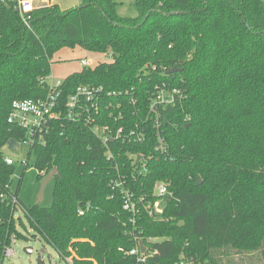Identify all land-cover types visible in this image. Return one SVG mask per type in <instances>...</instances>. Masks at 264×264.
<instances>
[{"label":"trees","instance_id":"trees-1","mask_svg":"<svg viewBox=\"0 0 264 264\" xmlns=\"http://www.w3.org/2000/svg\"><path fill=\"white\" fill-rule=\"evenodd\" d=\"M80 1L37 8L29 27L0 3V196L18 198L4 151L27 139L7 122L12 101L43 97L54 55L79 48L109 60L63 79L62 99L100 90L28 144L38 174L58 173L49 207L18 198L31 236L73 264H142L128 254L138 241L145 264H264V0H133L136 17ZM18 220L0 198V261L11 234L25 238Z\"/></svg>","mask_w":264,"mask_h":264},{"label":"built area","instance_id":"built-area-1","mask_svg":"<svg viewBox=\"0 0 264 264\" xmlns=\"http://www.w3.org/2000/svg\"><path fill=\"white\" fill-rule=\"evenodd\" d=\"M12 3L14 9L19 14L22 22L26 27H29L30 21L32 20L33 12L38 8L35 6L33 0H0V3ZM90 60L83 58L80 59V65L82 67H88ZM40 83L47 88V92L43 97L35 99H16L11 103L10 111L7 116V122L9 124L17 125L27 133V139L23 143H33L34 139H37L38 143L44 144L43 134L47 132V125L49 122L65 116L68 120H75L78 117L79 110H81L82 101H90L97 96L99 89L91 86H78L74 92L68 95L65 99H62V85L63 79L56 78L52 74L45 75L40 78ZM156 99L160 102H171V98L166 96L165 93L159 92ZM96 108V107H95ZM92 131L102 137L103 141H106L103 135L106 131V127L95 125ZM17 145V144H15ZM14 145V146H15ZM5 162L9 165L13 164V160L9 157L5 158ZM25 165V161H23ZM47 173L45 170L40 172V175L45 177ZM154 194L159 197L154 202L150 209V213L160 214L163 209L164 201L166 196L169 195L168 186L164 183H157L154 187ZM1 200L8 199L12 206V214L17 221L21 214H24V209L19 203L18 198L14 195L6 197V195L0 196ZM163 204L161 205V201ZM123 208L134 212V205L129 200V197L124 201ZM25 237L30 236L29 233H22ZM16 234L10 235L9 244L3 247L2 259L0 264H3L5 258L10 259L16 256V250L14 244L16 242ZM138 241L136 246L132 248L128 254L135 255L137 261L145 264L144 253L140 250V243ZM27 254L31 255L33 249L31 247H24ZM67 264H73L71 256H64ZM176 264H195L192 259L180 258Z\"/></svg>","mask_w":264,"mask_h":264},{"label":"rangeland","instance_id":"rangeland-1","mask_svg":"<svg viewBox=\"0 0 264 264\" xmlns=\"http://www.w3.org/2000/svg\"><path fill=\"white\" fill-rule=\"evenodd\" d=\"M114 1L116 2V10L119 15L123 17L137 16V8L135 7L133 0ZM54 2L60 6L61 10H68L77 7L80 4V0H54ZM83 58L90 60V67H93L100 60H109V58L97 56L79 48H63L54 55L50 74L56 78L64 79L69 74L82 69L80 59ZM28 151V144L21 142L13 146L12 149L6 147L4 152L6 157L13 160L11 190L15 191L18 188V198L22 204L32 206L37 203V195L44 176L38 174V171L34 166L35 155L34 153L28 155ZM26 159L28 165L25 169L23 161H26ZM52 189L53 179L45 184L41 201L38 202L39 206L49 207L51 205ZM162 204L163 200L161 201V205ZM20 218L23 223L18 220L21 224H16L18 231L26 234L29 233L30 236L25 238L19 237L16 239L14 244L16 256L10 259L5 258L3 264H67L66 258L60 255V253L40 235H36L35 237L31 236L33 232L28 227L24 214H21ZM24 247H31L33 253L31 255L27 254ZM38 258L41 259V263H39ZM195 264L199 263L195 261ZM251 264L263 263L254 260L251 261Z\"/></svg>","mask_w":264,"mask_h":264},{"label":"water","instance_id":"water-1","mask_svg":"<svg viewBox=\"0 0 264 264\" xmlns=\"http://www.w3.org/2000/svg\"><path fill=\"white\" fill-rule=\"evenodd\" d=\"M171 71H175V69H172ZM15 144H16V141H15L14 139H11V140L8 141V143H7V147H8L9 149H12L13 146H14ZM57 174H58V173H57V168H52V169H51L50 171H48V173L45 175V177L43 178V180H42V182H41L40 189H39V193H38V195H37V203H38L39 201H41V196H42V192H43V188H44L45 184L48 183L51 179H53V177H54L55 175H57ZM197 180H198V181H197V184H199L200 179L197 178ZM139 245H140V250L143 252V251H144V247H143L142 242H140Z\"/></svg>","mask_w":264,"mask_h":264},{"label":"crops","instance_id":"crops-1","mask_svg":"<svg viewBox=\"0 0 264 264\" xmlns=\"http://www.w3.org/2000/svg\"><path fill=\"white\" fill-rule=\"evenodd\" d=\"M33 2L35 4V6L38 7V8L39 7H44V6H49L51 4H57V3L54 2V0H33ZM59 8H60V6H59Z\"/></svg>","mask_w":264,"mask_h":264}]
</instances>
